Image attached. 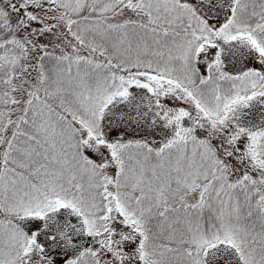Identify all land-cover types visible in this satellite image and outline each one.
Returning a JSON list of instances; mask_svg holds the SVG:
<instances>
[{
  "label": "snow or ice",
  "instance_id": "1",
  "mask_svg": "<svg viewBox=\"0 0 264 264\" xmlns=\"http://www.w3.org/2000/svg\"><path fill=\"white\" fill-rule=\"evenodd\" d=\"M0 264H264V0H0Z\"/></svg>",
  "mask_w": 264,
  "mask_h": 264
}]
</instances>
